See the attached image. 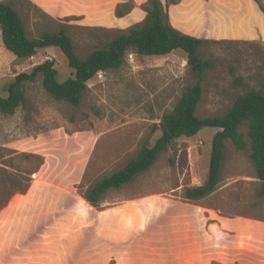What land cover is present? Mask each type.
I'll return each instance as SVG.
<instances>
[{"label":"rangeland","instance_id":"obj_1","mask_svg":"<svg viewBox=\"0 0 264 264\" xmlns=\"http://www.w3.org/2000/svg\"><path fill=\"white\" fill-rule=\"evenodd\" d=\"M0 1L19 13L28 37L64 24L79 56L145 15L141 0H134V8L120 18L113 12L120 0ZM256 5L254 0L168 5L173 25L208 40L201 53L213 66L201 79L199 117L222 113L235 95L264 81V39L212 35L232 27L231 20L236 27L259 22L264 29V15L252 9ZM46 59L53 60L58 81L71 75L57 47L18 59L0 37V96L6 95L5 86L15 74ZM192 82L181 50L164 56L127 52L122 67L87 80L77 106L52 99L40 79L26 82L25 104L13 114L0 113V264H122L127 253L136 255L132 264H141L148 254L144 241L171 240L179 230L206 235V224L215 231L209 235L215 244L210 264L250 263L245 252L226 247L239 237L235 228L219 234L217 227L224 220L264 222V189L245 150L227 141L215 189L198 200L183 197L186 187L206 179L215 127L173 140L149 168L106 191L96 207L81 195L143 144L153 143L160 134L155 128L160 116ZM249 228L245 223L241 231ZM183 239L189 240L187 234Z\"/></svg>","mask_w":264,"mask_h":264},{"label":"trees","instance_id":"obj_2","mask_svg":"<svg viewBox=\"0 0 264 264\" xmlns=\"http://www.w3.org/2000/svg\"><path fill=\"white\" fill-rule=\"evenodd\" d=\"M254 1L264 15V4ZM177 2L179 0H145L141 4L145 11L142 20L120 31L102 46L79 56L64 24L56 29L42 31L37 37H28L19 13L11 4L0 1V37L6 50L18 59H25L33 56L38 49L57 47L72 70L70 76L58 81L53 60L46 59L33 65L28 72L15 74L5 86L6 95L0 96V113L5 115L13 114L18 106L25 104L26 82L40 79L43 90L52 99L77 106L86 90L87 80L99 71L122 67L127 52L164 56L174 50H181L185 54L193 82L181 92L173 106L160 116L155 124L160 134L152 144H143L124 165L84 189L82 198L93 207L99 205L106 191L119 189L149 168L157 155L173 140L180 136H193L204 127L217 128L210 139L207 176L202 184L186 187L183 197L198 200L215 189L227 141L236 149L247 152L256 178L264 189V81L259 88H247L235 95L222 113L199 117L196 109L202 97L201 79L212 68L213 60L201 53V46L207 39L184 33L172 25L167 8L169 4ZM134 6V0L118 1L113 11L115 17L125 16Z\"/></svg>","mask_w":264,"mask_h":264},{"label":"crops","instance_id":"obj_3","mask_svg":"<svg viewBox=\"0 0 264 264\" xmlns=\"http://www.w3.org/2000/svg\"><path fill=\"white\" fill-rule=\"evenodd\" d=\"M136 1H140V0H136ZM141 1H145V0H141ZM252 9L257 10L260 14L262 13L257 5L252 7ZM235 24L233 20H231L232 27L225 28V30H223V27L221 29H217L216 32H214L212 35L214 37H222V38L229 37V38L252 39L253 37H261L262 39H264V29L260 26L259 22L257 23V25L252 26V28H249L248 26H244V25H242L241 27H238L239 26L238 25L236 27ZM173 26L179 29L177 26L175 25ZM188 34L199 37L194 33H188ZM216 223H211V224H216ZM245 223H249L250 228L247 231L246 230L241 231ZM206 226L203 228L206 231V235L193 234L192 232H188L187 230H179L178 231L179 236L177 237L173 236L171 240L169 239L163 241L159 240V242H157L156 240L154 242L144 241L147 247L148 254L146 258L142 259L141 264H210L211 263L210 259L212 257V250L214 247L213 245L215 244H214V239L212 237L209 239V235L213 234L215 231L213 230L211 231L210 227H208V224H206ZM217 227L219 234H221L222 231L224 232V229L228 227L235 228L234 230L236 231V236L239 237L236 238V240L232 241L233 243L231 247L228 246L226 247L227 249H231V250L238 249V251L239 250L243 251L245 252L246 255H249L248 258L249 260H251V262L245 264H261L262 263L261 261H264V222L251 220V219L250 220L235 219L232 222L231 220L229 221L224 220L222 223L221 222L218 223ZM184 234H187L189 240L183 239ZM199 236H201L200 239ZM241 236H247L248 241L245 239L246 240L245 242L244 238H242ZM180 244L183 245L180 246ZM260 254L263 256L261 257ZM133 259L135 262H137V260H135L136 255L134 253L133 254L127 253L126 258H121L122 264H132L134 262Z\"/></svg>","mask_w":264,"mask_h":264}]
</instances>
